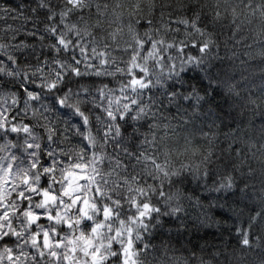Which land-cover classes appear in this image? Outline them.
<instances>
[{
    "label": "clouds",
    "instance_id": "clouds-1",
    "mask_svg": "<svg viewBox=\"0 0 264 264\" xmlns=\"http://www.w3.org/2000/svg\"><path fill=\"white\" fill-rule=\"evenodd\" d=\"M0 264H264V0H0Z\"/></svg>",
    "mask_w": 264,
    "mask_h": 264
}]
</instances>
